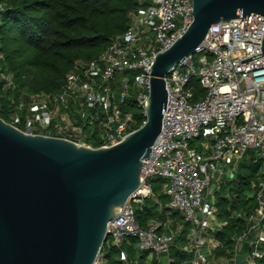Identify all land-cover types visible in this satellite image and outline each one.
Segmentation results:
<instances>
[{
    "label": "built area",
    "instance_id": "1",
    "mask_svg": "<svg viewBox=\"0 0 264 264\" xmlns=\"http://www.w3.org/2000/svg\"><path fill=\"white\" fill-rule=\"evenodd\" d=\"M138 1L127 30L114 36L97 59L76 61L74 71L59 91L26 96L19 101L12 99L13 125L22 126L19 128L25 132L60 136L88 147H93L86 144L92 139L101 146H109L131 132L134 118L121 105L132 98L146 116L155 56L170 48L193 21L189 12L193 0ZM263 37L264 15L251 14L247 20L236 18L213 24L196 52L175 65L166 76L168 100L163 128L150 157L144 161L143 183L121 208L119 216L110 222L103 245L120 249L122 264H135L123 249L130 240H136L139 257L147 252L156 258L157 264H175L172 248L177 233L160 232L161 224L156 220L147 228L138 221L137 209L154 197L151 178L167 181L169 208L180 212L190 224L191 264H210L204 252L205 232L211 228L210 189L226 174L225 164L230 158L243 159L250 151L261 163L262 175L250 194L256 206L252 212L236 213L237 218L246 220L247 226L236 237L232 263L228 264H237L238 254L245 255L241 264H261L264 259ZM196 54L201 55L199 68ZM5 79L6 88H15L12 76ZM196 82L206 91L200 100L195 98ZM34 102L40 106L30 108ZM57 104L73 116L75 124H70V129L55 119L53 111ZM100 114L104 115L103 120ZM101 125L105 128L101 129ZM94 127L96 131L92 130ZM84 137L85 143L79 140ZM194 140L203 141L197 145L192 143ZM234 173L235 170L232 177ZM245 247L248 252L242 253ZM104 254L102 248L94 264H107Z\"/></svg>",
    "mask_w": 264,
    "mask_h": 264
},
{
    "label": "water",
    "instance_id": "2",
    "mask_svg": "<svg viewBox=\"0 0 264 264\" xmlns=\"http://www.w3.org/2000/svg\"><path fill=\"white\" fill-rule=\"evenodd\" d=\"M187 32L152 63L143 124L109 146L33 134L0 117V264H94L110 222L142 185L163 128L166 76L211 26L264 15V0H193ZM264 54V37L262 42ZM245 255L238 254L241 264Z\"/></svg>",
    "mask_w": 264,
    "mask_h": 264
},
{
    "label": "trees",
    "instance_id": "3",
    "mask_svg": "<svg viewBox=\"0 0 264 264\" xmlns=\"http://www.w3.org/2000/svg\"><path fill=\"white\" fill-rule=\"evenodd\" d=\"M0 5V117L6 119L3 115L6 113L10 117L13 111L12 99L19 101L26 96L59 91L74 71L76 61L97 59L114 36L127 30L131 13L138 8L139 1L0 0ZM5 76L13 77L15 88L5 87ZM205 93L196 82V100L202 99ZM121 107L132 113V130L143 124L146 116L132 98H128ZM20 114L24 115L23 112ZM17 126L22 129V126ZM95 146L101 144L95 143ZM261 175V163L250 151L239 165L237 179L227 183L219 195V218L227 222L215 233L223 243L220 254L225 255L232 249L236 237L246 228V220L232 218V212L253 211L256 203L250 194ZM163 181L161 178L150 180L155 198L166 207L169 199L160 193ZM160 215L158 205L152 199L137 209L138 221L143 228ZM189 228L190 224L185 223L181 244L185 242ZM123 249L129 255V261L135 264L144 262L146 253L138 256L136 240L125 242ZM103 251L107 264H122L120 249L106 245ZM175 255L179 257L181 252L177 251ZM260 263L264 264V259Z\"/></svg>",
    "mask_w": 264,
    "mask_h": 264
},
{
    "label": "crops",
    "instance_id": "4",
    "mask_svg": "<svg viewBox=\"0 0 264 264\" xmlns=\"http://www.w3.org/2000/svg\"><path fill=\"white\" fill-rule=\"evenodd\" d=\"M248 157V156H247ZM245 158V157H244ZM243 158V159H244ZM243 159H235L230 158L229 161L225 164V170L226 174L222 177H220L217 182H214L211 189H210V196H209V202L208 207L210 209L211 214V228L207 229L205 232L206 237V244L204 248V252L209 256V262L210 264H228L232 263V257L234 255V246L232 249L228 250L227 253L220 254L219 252L222 251L223 243L215 236V233L219 230H221L226 224V221H223L219 218V206L217 205L218 197L221 195L224 186L231 182L236 180L238 177L239 172V165L243 161ZM235 170L234 176L232 177V172ZM154 179V178H151ZM150 179V180H151ZM149 180V181H150ZM164 180V179H163ZM151 183V182H150ZM235 183V182H233ZM152 184V183H151ZM153 188V185H152ZM167 190V181L164 180L161 185L160 193H163L165 195ZM154 192V191H153ZM229 196V195H226ZM168 199L169 196L167 195ZM150 200V199H148ZM154 200L155 204L158 205V210L160 212V217L156 220L161 224V227L159 229L160 232H175L177 233V240L175 246L172 248V256L175 260V264H191V227L189 228V232L187 233L186 240L183 244H181V237L183 235L184 230V224L187 222L184 220V217L182 214L176 210H172L169 208L168 203L166 204V207L161 204L159 200H157L154 197L152 198ZM147 201V200H146ZM165 208H168V210H165ZM238 211L232 212V218H237L236 213ZM152 221V220H151ZM149 221L145 228L148 227V224L151 222ZM187 244V245H186ZM246 248V249H245ZM242 253H247L248 249L245 247ZM177 251L181 252V256L178 257V255H175ZM146 258L142 264H157L156 258L153 257L151 254L145 252ZM140 254V252H139ZM142 255H140L141 257ZM181 257V258H180Z\"/></svg>",
    "mask_w": 264,
    "mask_h": 264
},
{
    "label": "rangeland",
    "instance_id": "5",
    "mask_svg": "<svg viewBox=\"0 0 264 264\" xmlns=\"http://www.w3.org/2000/svg\"><path fill=\"white\" fill-rule=\"evenodd\" d=\"M1 7V6H0ZM201 57V55L200 54H196L195 55V62H196V67L197 68H199L198 66V61H199V58ZM130 75H132V74H130ZM50 103V102H49ZM48 103V104H49ZM40 106V104L38 103V102H34L31 106H30V108H38ZM30 110V109H29ZM65 109L62 107V106H60L59 104H57V105H54V111H53V114H54V116H55V119H57V120H60L61 122H63V124H65V126H67V128H69L70 129V124H73L75 121H74V118H73V116H71L70 114H68L67 113V110H65ZM13 115L14 114H12L11 115V118L8 116V114H6L5 113V115H3L6 119V121L7 122H9V123H14L13 121ZM100 119H102L103 120V118H104V115L103 114H100V117H99ZM62 119H63V121H62ZM75 124V123H74ZM105 127L103 126V125H101V129H104ZM62 130H64L63 128H62ZM87 135H89V134H87ZM81 142H83V143H85L86 142V139H85V137L84 138H80L79 139ZM202 141L203 140H194V141H192V143L193 144H197V145H200L201 143H202ZM86 144H90V145H92L93 147H94V144H95V140H91V141H89L88 143H86ZM245 158H247V156L245 157ZM187 245V244H186Z\"/></svg>",
    "mask_w": 264,
    "mask_h": 264
}]
</instances>
